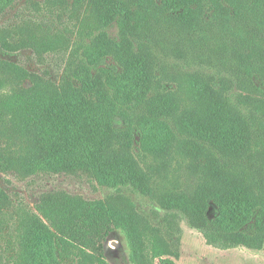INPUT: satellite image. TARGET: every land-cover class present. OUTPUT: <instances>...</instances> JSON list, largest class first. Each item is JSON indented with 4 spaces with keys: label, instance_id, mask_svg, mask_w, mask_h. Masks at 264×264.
I'll use <instances>...</instances> for the list:
<instances>
[{
    "label": "rangeland",
    "instance_id": "obj_1",
    "mask_svg": "<svg viewBox=\"0 0 264 264\" xmlns=\"http://www.w3.org/2000/svg\"><path fill=\"white\" fill-rule=\"evenodd\" d=\"M243 1L241 18L210 15L196 31L162 9L132 5L129 22L106 33L118 44L129 38L149 58L81 34L96 21L90 0L0 4V60L65 93L94 170H0V264H11L20 222L39 215L51 194L101 200L128 218L148 264H264V0ZM39 28L61 43L11 49L13 32ZM125 60H141L145 84H133L137 73ZM104 257L137 264L123 230L111 234Z\"/></svg>",
    "mask_w": 264,
    "mask_h": 264
},
{
    "label": "trees",
    "instance_id": "obj_2",
    "mask_svg": "<svg viewBox=\"0 0 264 264\" xmlns=\"http://www.w3.org/2000/svg\"><path fill=\"white\" fill-rule=\"evenodd\" d=\"M14 1L0 0V4L9 5ZM90 3L94 6L92 14L96 21L89 26L93 30L87 32L83 27L81 34L141 58L151 56L129 38L118 44L106 33V28L114 23L129 22L135 12L133 6L147 12L162 9L178 27L190 31L200 28L210 15L241 18L246 10L243 0H90ZM101 22H106L105 26ZM48 33L42 28L13 32L11 38H17L18 43L11 49L61 43ZM126 63L136 70L137 74L132 72L133 84H145L148 72L141 60ZM27 80L32 83L29 88L23 87ZM256 81L260 83L259 79ZM70 105L56 85L0 60V139L3 142L0 170L27 176L93 173L90 153ZM6 203V195L0 188V210ZM38 212L39 215H28L20 222L18 247L11 256V264H63L71 257L77 264H108L104 247L117 230L127 235L132 261L148 264L134 224L126 217H114L101 200L85 201L75 196L51 194L43 198ZM159 263L174 264L169 259H160Z\"/></svg>",
    "mask_w": 264,
    "mask_h": 264
}]
</instances>
